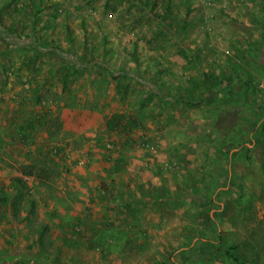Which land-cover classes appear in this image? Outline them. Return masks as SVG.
<instances>
[{
  "label": "rangeland",
  "instance_id": "1",
  "mask_svg": "<svg viewBox=\"0 0 264 264\" xmlns=\"http://www.w3.org/2000/svg\"><path fill=\"white\" fill-rule=\"evenodd\" d=\"M258 85L264 89V0H0V138L8 131V142L29 145L21 157L37 159L33 169L20 161L3 170L11 180L34 174L26 199L29 227L41 237L35 254L44 264L69 256L68 264H229L223 247L200 252L218 235L246 264H264V179L239 158L229 165L238 149L217 154L226 142L254 146V128H264L255 123L264 108ZM64 115L77 132L57 128ZM54 144L62 146L59 162ZM95 157L106 163L102 181L78 170ZM256 168L264 177V160ZM130 174L134 182L119 180ZM74 181L87 193L97 182L99 200L86 203L106 210L108 188L134 192L126 201L110 195L113 211L102 215L112 248L85 246L92 229L65 230L77 244L70 242L40 216L49 200L70 215L60 196L76 202Z\"/></svg>",
  "mask_w": 264,
  "mask_h": 264
},
{
  "label": "crops",
  "instance_id": "2",
  "mask_svg": "<svg viewBox=\"0 0 264 264\" xmlns=\"http://www.w3.org/2000/svg\"><path fill=\"white\" fill-rule=\"evenodd\" d=\"M65 116L63 117L61 116V123H62V127H57V128H62L65 132H67L68 130H71L73 132H77V130L79 128H77V126L73 123L72 125L68 124L65 121ZM77 116V114H76ZM94 120H96L95 118H93ZM75 123L79 124L81 121L80 117H75ZM104 128H105V124H104ZM104 128H99L101 131L104 130ZM90 129H94L96 130L97 128H90ZM8 132V131H7ZM6 132V133H7ZM4 133V134H6ZM4 134L1 136L0 138V167H1V171H0V231L2 233V231L4 232L5 230V234L3 236H0V264H44V260H43V255L42 252L37 255L35 254V252H39V250L37 249V245L35 244L38 238H41L39 235V237L37 236V234H35L29 226L30 224V210L28 208L31 207L30 204H32L31 201H28L29 197H32V194L34 193L32 190L30 191L29 188V181L31 182V179L34 178V174L30 173L28 175H20L17 176V178H13L11 180L10 178V174L9 172L3 170L8 168L7 170H10L8 166V164L12 166H14L17 169V165L18 162L23 161L24 163H28L27 166L31 167V169H33V163L37 161L36 158L33 157H28V158H23L21 157V154H23L22 151L28 152V149L30 148L29 145H22V147L20 145L17 144H11L12 141L8 142L7 139H4ZM5 140L8 142V144H3L2 140ZM61 144H54L52 146H50V151L53 154L58 155V157H54L52 156V158H55L56 162H59L57 158H59L62 154L61 150ZM6 148L9 152V149H12L13 151L16 152L17 156H15V154H9L7 152V157H5V153H6ZM20 149V151H19ZM96 150V149H95ZM90 150H88L89 152ZM58 152V153H57ZM91 154V153H89ZM96 158H93L94 161H89L91 167L89 169H87V172H85L84 169H78L81 172V175H83L84 178H87L88 176H90L91 178H94L95 174L96 175H100L99 171V166L102 165L101 163L105 164L104 162H99L98 165H96L95 161ZM57 159V160H56ZM91 159V158H90ZM4 161V162H3ZM73 169V166H70V170ZM89 172V173H88ZM65 174V173H63ZM66 176V174H65ZM12 177V176H11ZM104 175H100L99 176V180L102 181L103 180ZM134 176L133 175H127L124 176L122 178H117V180H121L123 179V181H131L134 182L132 180ZM18 180H22L23 184H20L18 182ZM36 180V179H35ZM92 181H89L88 183L90 184ZM94 185L96 187H91V192L87 193V191L85 189L80 188V183L74 181V186L70 187L68 189H71V191H75L76 193H73V197L76 199L74 201L70 200L67 195L66 197L63 196L61 194L60 196V201H62V203H66L69 204V212L70 215L65 216L64 212L65 210L59 208L58 206L53 208L52 202L49 200L48 206L49 209L47 211L42 210V213L44 214H40V216L43 217V219H45L47 222L51 223L52 226L54 228H59L62 229V233L61 236L64 237L65 239L70 238V242L73 241L74 243L77 244V242L75 241V237L71 234H67L65 230H70L72 228L75 229H84L87 232V229H92L91 233L87 234L89 236L86 235V233H84V237H86L87 239H84V244L85 246H87L88 244L91 243V241L95 242V245H103L105 247L108 248H112V246L115 244V239L112 236L106 237L105 236H101V232L104 229H109L108 227L110 226V221L107 220V224H103L104 220L106 221V219H102V215L103 213L107 212V211H113L110 207L111 203H110V199L111 196L110 195H123V199H125L126 201V197H128L131 193H134L133 191H131V193L129 194L128 189L126 187H124V185L122 184L121 188L117 189L118 192H113V194H109V188L108 191H106L105 193H107L108 196V201L109 203L107 204V210L106 207H102V206H98L99 204H96L94 202L99 200V193L102 190L100 188H98L97 186V182H94ZM27 186V189L25 191L22 190V187ZM98 190V191H97ZM20 191H23V194L25 195V201H24V206L22 208V210L18 211L17 210V203L20 204L22 202V198L23 195L21 194ZM63 193V192H62ZM31 194V195H30ZM89 196H93L95 197V199L91 202V204L86 203V198H88V201L90 202V198ZM38 197V196H37ZM46 197V195H45ZM43 195V200L46 201L48 198H45ZM97 197V198H96ZM128 201H131L128 198ZM31 202V203H30ZM30 203V204H29ZM34 204V203H33ZM52 205V206H51ZM47 204L42 205V207H46ZM123 206H126V202ZM41 207V206H40ZM42 209V208H41ZM125 210L122 207V211ZM126 213V212H125ZM94 214V215H93ZM129 217V213L128 215L125 217L126 219ZM4 218L5 221H1V219ZM25 221V222H23ZM42 221V220H41ZM123 224H125L124 222H122ZM91 224L92 227H89ZM69 228V229H67ZM100 230V231H99ZM64 231V232H63ZM94 234V236H93ZM107 235H109V232H107ZM89 241V242H88ZM101 241V242H99ZM69 241H66V244ZM79 243V241H78ZM93 244V243H92ZM64 245V244H63ZM82 248V247H81ZM83 251V249H81ZM60 251V250H59ZM85 253L88 254V249L86 248ZM62 254L61 252L58 254L60 255ZM106 257V256H105ZM42 258V259H41ZM72 256L69 257H65V262H67V264L72 261V260H68L71 259ZM74 258V257H73ZM47 259L50 261H53L54 258H52L51 255H49L47 257ZM80 261H86L87 258H83L79 257L78 258ZM41 260V261H39ZM88 261V260H87ZM47 264H53L52 262L47 263Z\"/></svg>",
  "mask_w": 264,
  "mask_h": 264
},
{
  "label": "trees",
  "instance_id": "3",
  "mask_svg": "<svg viewBox=\"0 0 264 264\" xmlns=\"http://www.w3.org/2000/svg\"><path fill=\"white\" fill-rule=\"evenodd\" d=\"M67 77L68 76L66 74L62 78V81L64 83H65ZM227 79H229V78H227ZM220 82H221V80H220ZM215 90H216V88H211V90H209L210 94H212L213 91H215ZM257 94L260 96L261 99H262V97H264V89L260 88L259 85L257 87ZM263 105H264V103H263ZM263 116H264V108L262 109L260 119L255 122L257 125L261 126L262 124H264ZM254 131H255V133L253 134L254 146L252 148H250L247 145H244L241 148H236V145L234 142H226L222 146L221 149L217 150V154H220L221 156H223L227 152L230 153L232 150L238 149L237 151L231 153V156L228 158L229 165L232 167V165L234 164V162H232V160H234L236 158L241 159L244 162V164L247 166L246 169L249 170L248 174L250 176L251 175L255 176L256 179L258 180V179H264V177H262L258 174V172H257L258 170L256 168L257 160H259L261 163L264 160V128H254ZM237 147H239V145ZM226 161H227V159H226ZM242 161H240L241 163H239V164H243ZM234 171H235V168H234L233 172ZM252 179L255 180L254 178H252ZM18 182L20 184L24 183L22 180H18ZM261 182L264 183V180H261ZM233 184H234V182H233ZM261 185H264V184H261ZM234 186H236V184L233 185V187ZM226 210H227V208L224 207L223 214H225ZM199 218H201V220H202L201 225L203 227L207 228L206 230H210L211 227H212V229H213V227H215L214 224H212L213 223L212 218L210 216H208L207 214H201L200 213ZM219 240L220 239H219L218 235H216V240H212V241L208 240V241L202 242L199 246H204V248H202V250H200V252L204 253L209 249H215L216 247L220 246V247H223L225 249L224 253L226 254V257L229 261V264H246V258H243L240 256V253L238 252V246L237 245L223 244L222 241H219ZM100 246H103V245H100ZM251 262H252V264H255V262L253 260H251Z\"/></svg>",
  "mask_w": 264,
  "mask_h": 264
}]
</instances>
